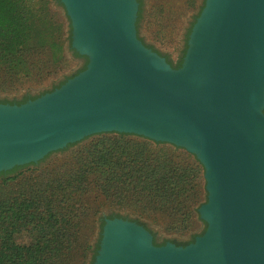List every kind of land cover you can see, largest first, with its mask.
<instances>
[{
	"label": "water",
	"instance_id": "water-1",
	"mask_svg": "<svg viewBox=\"0 0 264 264\" xmlns=\"http://www.w3.org/2000/svg\"><path fill=\"white\" fill-rule=\"evenodd\" d=\"M61 2L89 61L35 99L0 102V172L101 132L183 146L205 166V232L158 245L106 215L94 264H264V0H205L179 68L140 39L138 0Z\"/></svg>",
	"mask_w": 264,
	"mask_h": 264
},
{
	"label": "trees",
	"instance_id": "trees-1",
	"mask_svg": "<svg viewBox=\"0 0 264 264\" xmlns=\"http://www.w3.org/2000/svg\"><path fill=\"white\" fill-rule=\"evenodd\" d=\"M139 1L136 25L140 39L172 66L181 67L192 27L205 0L176 61L140 35L143 0ZM198 1L164 0L156 6L152 24L156 25L158 40L164 41L165 34L172 33L173 14L174 22L184 16L183 11L173 7L184 4L192 8ZM54 2L66 10L61 0H0V92L12 93L25 82L39 83L65 70L70 61L67 39L73 56L86 58L84 66L71 77L86 68L88 56L72 47V25L67 38L66 23L53 8ZM149 22L150 17L146 23ZM41 161L0 172V264H85L92 248L90 232L104 208L137 216L112 213L109 218L124 217L147 226L141 221L145 218L162 225L172 235H186L199 222L205 224L200 233H193L179 245L193 242L207 228L199 213L208 197L205 166L183 146L134 133L101 132L62 158L39 167ZM99 221L100 237L91 264L100 247L105 217ZM22 236L28 241L21 245Z\"/></svg>",
	"mask_w": 264,
	"mask_h": 264
},
{
	"label": "rangeland",
	"instance_id": "rangeland-1",
	"mask_svg": "<svg viewBox=\"0 0 264 264\" xmlns=\"http://www.w3.org/2000/svg\"><path fill=\"white\" fill-rule=\"evenodd\" d=\"M164 0H143V11H142V18L139 23V33L141 36L145 37V40L149 43H154L157 48L161 49L164 53H167L170 58L174 61H176L179 56L182 54V51L185 47V36L187 35V32L192 24V22L195 20V17L198 15L199 10L204 2V0L198 1V4L192 8L187 7L186 5H177L174 8L176 11H183L184 16L179 19L178 21L174 20L176 17L173 16L170 18V23L171 25V31L172 33H166L165 38L166 40L160 41L158 40V34L156 33V25L152 24L154 21V18L156 15L153 14V12L156 9V6H158L161 2ZM181 1V0H179ZM53 8L61 15V18L65 21L66 23V37L68 38L70 36V24L71 22L68 20L66 13L61 5H59L57 2H54L52 4ZM150 17L151 22L146 23L147 19ZM181 20V24L179 25V22ZM178 24V25H177ZM72 28V26H71ZM157 38V39H156ZM66 48H67V55L70 59L68 67L65 68V70L61 71L59 74H57L54 77H51L45 81L39 82V83H33V82H25L24 84L20 85L19 88L12 93H2L0 92V97L1 98H20L26 93H30L33 95H39L45 91H49L53 89L56 85H58L61 81H64L66 78L71 77L76 73L78 69H80L83 65V59L82 57H74L73 56V51L70 48V40L67 39L66 42ZM91 138V135L88 137H85L84 139L75 142L76 144L69 146L67 149L63 150H57L52 153H50L47 158H45L43 161L40 162L39 167L47 165L49 162L57 160L59 158L64 157L69 153L71 150H74L78 146H81L85 143H87ZM112 213L116 214H121L123 216H129V218H136V215H131L127 212L119 211L115 208H104L99 212L97 216V222H96V227L95 229L90 232V244L92 245V248L89 250L88 256L86 258L85 264H91L92 257L94 255V249L96 246V243L100 237V221L99 219L101 217H105L106 215H110ZM141 221L145 224H147V227L155 231L158 237V241H163V239H169V238H175L180 241H187L193 233H200L203 228L205 227V224L199 222L197 225V228L186 235H172L168 234L167 232L164 231L162 225H155L151 223L148 219L141 218ZM28 238L26 236H22L19 239V244H25L27 243Z\"/></svg>",
	"mask_w": 264,
	"mask_h": 264
},
{
	"label": "flooded vegetation",
	"instance_id": "flooded-vegetation-1",
	"mask_svg": "<svg viewBox=\"0 0 264 264\" xmlns=\"http://www.w3.org/2000/svg\"><path fill=\"white\" fill-rule=\"evenodd\" d=\"M138 2H139V10H140V1L138 0ZM139 10H138V13H139ZM137 20H138V16H137ZM137 23V22H136ZM187 36V35H186ZM186 36H185V42H186ZM166 58V57H165ZM82 59H83V65L82 66H84V64L86 63V58H84V57H82ZM167 59V58H166ZM40 95V94H39ZM33 96H38V95H33V94H30V93H26V94H24L22 97H20V98H1L0 97V102H2V103H9V104H22V102L23 103H25V102H27L28 100H30L31 99V97H33ZM27 97V98H26ZM147 227V226H146ZM151 232H152V234H153V236H154V242L155 243H162L163 241H164V239H163V241H158V237H157V234L155 233V231H153L152 229H150L149 227H147ZM168 241H171V242H174L175 244H177V245H179V244H181V242H185V241H180V240H178V239H175V238H169L168 239ZM167 241V242H168ZM166 242V243H167Z\"/></svg>",
	"mask_w": 264,
	"mask_h": 264
}]
</instances>
